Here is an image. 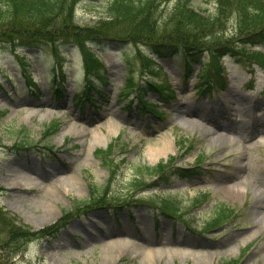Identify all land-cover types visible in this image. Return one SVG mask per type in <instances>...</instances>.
I'll list each match as a JSON object with an SVG mask.
<instances>
[{
	"label": "rangeland",
	"instance_id": "374dc122",
	"mask_svg": "<svg viewBox=\"0 0 264 264\" xmlns=\"http://www.w3.org/2000/svg\"><path fill=\"white\" fill-rule=\"evenodd\" d=\"M192 1L204 12L209 8L213 11L207 0ZM100 4L92 7L81 3L78 22L94 24L98 15L104 14L105 2ZM165 14L166 10L162 11L163 17ZM144 49L152 55L151 49ZM259 49L264 52V44ZM98 51L108 81H98L106 96L96 94L97 109L89 104L73 107L72 96L82 93L88 82L77 48L62 46L56 54L47 46L17 52L0 46V110H8L7 115L0 114L1 205L39 230L65 218L74 201L88 198L89 184L103 185L113 179L111 170L95 152L115 140L127 162L113 180L119 188L125 187L134 174L131 163L153 166L174 155L180 165L189 166L202 150L210 155L202 174L172 177L157 189L167 190L165 195L178 197L189 208L187 216L193 228L175 225L171 238L172 222L160 218L155 234L154 216L139 208L132 209L130 217L127 212L120 213L117 224L112 222V234L105 219L108 215L94 210L69 221L67 228L50 240H33L15 256L13 264H223L240 256V264H264V70L259 66L253 69L255 65L246 57L227 56L220 77L226 76L229 81L219 82L227 85L209 97L195 94L198 66L188 76L187 60L182 55L173 56L161 60L162 74L156 71L149 76L143 71L151 80H165L169 92L177 91L166 101L143 79L141 72L146 68L134 46ZM62 67L68 79L62 84L64 97L59 99L52 93L55 76ZM129 79L142 87V96L152 103L158 101L162 117L136 115L143 103L135 91L125 96V101L118 100L120 89ZM58 83H62L60 78ZM248 83L255 88H246ZM195 111L204 118L194 115ZM220 115L225 118L220 119ZM56 121L65 131L50 141V146L58 148L56 155L40 159L31 153L18 159L13 154V143L27 133L35 142L33 151L49 147L48 141H42V133ZM109 123L116 128L110 130ZM166 137L176 143L173 150L150 153V148L161 145ZM179 137L193 139L194 151L183 154ZM58 169L64 180L61 186L50 177ZM16 184L19 189H15ZM205 190L238 210L240 215L232 225L201 230L213 205L192 208L190 200ZM95 222L105 230L100 231ZM120 231L123 233H117Z\"/></svg>",
	"mask_w": 264,
	"mask_h": 264
},
{
	"label": "trees",
	"instance_id": "16d2710c",
	"mask_svg": "<svg viewBox=\"0 0 264 264\" xmlns=\"http://www.w3.org/2000/svg\"><path fill=\"white\" fill-rule=\"evenodd\" d=\"M99 1L0 0V46L16 51L19 46L46 43L59 54V46L74 44L80 48L89 71L98 78L102 74L98 69V54L92 44H126L139 50L142 45L151 44L160 57L166 56L168 51H183L184 57L200 64L201 81L198 85L204 93L212 88L224 87L219 81L226 80L220 77L224 74L221 58L226 53L235 55L240 49L244 56L264 69V55L247 49V45L259 36L264 38V0H209L215 4L213 13L198 9L190 0H107L104 14L93 25H80L76 20L78 6L84 2L93 5ZM164 10L165 17L161 15ZM164 50H167L166 53ZM205 52L210 53L207 60H203ZM143 62L149 66L150 72L160 71L153 60L143 56ZM188 68H191L190 63ZM132 87L134 83L129 80L127 90ZM94 88L103 94L97 86ZM60 90L61 87H57L59 96ZM85 92L88 93L86 97L93 100L92 90ZM151 111L158 115L155 110ZM46 134L51 137L54 132L50 128ZM180 143L184 145L186 140L182 139ZM17 147L29 149L32 140L21 138ZM114 153L112 147L97 152L109 167L116 162L112 158ZM133 167L136 173L129 183V192L117 191L108 183L94 184L90 187L89 199L75 203V210L123 208L140 204L156 216L163 215L175 223L180 221L191 229L192 222L181 201L164 195L142 194L144 189L154 187V182L149 180L164 178L171 170L177 171L174 158L154 167ZM178 172L188 176L194 170L178 169ZM207 203L213 206L211 215L203 223L204 230H214L237 217L235 209L218 200H210L208 193L193 198L191 207L202 208ZM54 231L55 227H50L34 232L0 205V263L9 264L13 254L21 251L28 242L52 235ZM8 254L9 260L6 262ZM227 264H236V260Z\"/></svg>",
	"mask_w": 264,
	"mask_h": 264
},
{
	"label": "bare ground",
	"instance_id": "6f19581e",
	"mask_svg": "<svg viewBox=\"0 0 264 264\" xmlns=\"http://www.w3.org/2000/svg\"><path fill=\"white\" fill-rule=\"evenodd\" d=\"M109 129L110 130H114L116 128V125L113 124V123H109ZM65 132V131H64ZM63 132V133H64ZM96 136L99 137V135L96 133ZM174 142H172V139H168L167 137L166 138H163L162 139V144L159 145V146H155V147H151L150 148V153L152 154H156V155H160L161 153H165L166 151L168 152V150H173L174 148ZM60 173H56L54 175H51L50 177H53L56 179V181L58 182H54L57 184V186H61L62 183H63V179L61 178V175H59ZM19 185L16 184V187L15 189H19L18 187ZM111 229V228H110ZM111 233L114 234V232L111 230Z\"/></svg>",
	"mask_w": 264,
	"mask_h": 264
}]
</instances>
